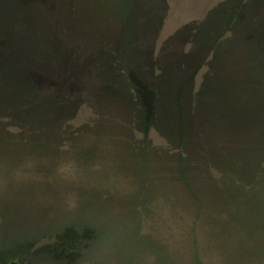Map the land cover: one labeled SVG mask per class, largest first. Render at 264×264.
<instances>
[{"label": "rangeland", "instance_id": "374dc122", "mask_svg": "<svg viewBox=\"0 0 264 264\" xmlns=\"http://www.w3.org/2000/svg\"><path fill=\"white\" fill-rule=\"evenodd\" d=\"M62 1L78 7L86 32L73 51L81 100L73 128L31 129L38 144L23 148L8 135L19 115L9 123L0 111V264H264V149L254 151L264 147V68L245 58L264 54V0H125L134 15H145L138 8L148 3L155 18L132 38L117 0ZM30 27L10 34L4 25L2 44L42 58L47 27L40 34ZM193 52L201 59L192 98L207 69L233 71L231 93L251 117L239 133L253 128L245 147L217 102L190 124L175 94L160 95L157 70L170 73L173 56ZM182 153L189 183L178 170Z\"/></svg>", "mask_w": 264, "mask_h": 264}, {"label": "trees", "instance_id": "16d2710c", "mask_svg": "<svg viewBox=\"0 0 264 264\" xmlns=\"http://www.w3.org/2000/svg\"><path fill=\"white\" fill-rule=\"evenodd\" d=\"M117 1L120 20L125 24V29L126 27L128 28L127 34L131 35V38L139 32L137 25L144 27L155 19H150L151 6H148V3L144 5L145 8H142L143 6L141 5L138 8L140 9L139 13L142 12V9L147 10L145 15H134L131 12L132 4L128 7L125 0ZM88 9L90 10V15L97 12L93 7ZM235 9L234 17L242 13V7H239V5ZM77 11L78 7L76 5L69 6L68 4V6H65L62 0H0V34L5 32L4 25L10 26V34H21L24 25H30L32 29L30 27L29 30L34 34H40L41 26H45L48 33L47 37H45L48 41L46 44L47 49L49 48L48 52L43 54L44 58L42 55V58L37 57L35 59L29 56L27 48L23 52L16 51L14 43L5 46L2 44V38H0V111L6 113V120L9 123L13 122L19 115L17 120H21V124L19 122H17V125L14 124L13 132L8 133V135L13 136L11 140H15L17 145L22 148L23 146L30 147L35 143L38 144V142L34 143L29 140L31 138V129L37 131L50 129L54 131V133L51 132V135H54L62 134L64 129L73 128L72 122L75 119L77 103L79 105L78 101L81 100L78 97L80 93L75 92L76 87H81L79 78L81 58L76 60V54H73L76 47L74 39L79 36H86L85 30L79 27L80 19ZM135 17L136 19H134ZM134 21H137L136 26H134ZM85 25L89 26L90 24L87 22ZM125 29L122 33L125 32ZM254 34L253 30L246 31L245 37L251 39ZM226 41L227 38L222 39V43ZM77 55L81 54L78 53ZM22 56L23 59H21ZM187 57L191 58H186V56L180 54L173 56V60L169 62L170 65L166 64L173 69L170 73L164 72L162 69L157 70V74L161 77V82H163V90L160 95L163 96L168 91L170 94H175L177 112L182 117L184 116L186 118H184L185 121H189L190 124H192V119L193 124H196L195 121L200 122L201 108L206 105L212 106L214 103L211 101H213L217 102L220 108L219 114L223 115L224 124L230 130L236 128L239 133L242 127H248L251 123V117L247 119L243 116L244 114H241L240 107H244L240 105L238 99L231 93L230 84H233V80L229 77V74L233 71L228 67V69L215 70L214 72H209V69H207L205 73L208 79L206 78L204 88V83L201 82L197 93L192 98L189 94V88L191 84L195 83L199 75L200 67L198 64H200L201 58L199 55L196 56V52L187 55ZM206 57L204 64L209 66L212 62V55L210 54ZM245 58L249 59L252 64H258V68H264V54L262 52L250 53L245 55ZM191 61L195 62L196 66L189 69L186 65ZM179 64L187 69L185 70L186 72L183 70V76H181L180 71H177ZM188 70L190 71L189 74L185 75ZM37 71L41 73L42 81H38L35 76ZM261 74H264V71ZM142 82L146 83L143 79ZM133 88L137 91L138 100L143 104L142 96L138 91L139 86ZM187 99L191 101V108L188 110L190 114H188L189 112H187L186 108L188 103H185V101ZM143 109H146L145 106ZM150 113L153 116L152 112ZM189 116H192V118ZM201 128L206 132L209 130L206 122L201 124ZM247 132L245 130L244 133L237 135V138L239 137L238 139L243 141L244 147L247 144L245 140L249 141L252 139L253 128L249 132L251 135ZM260 132L264 135V125ZM41 133L42 135L40 136H43L44 132ZM257 144L254 151H262L264 149L263 145ZM38 151H41V149H38ZM179 161L178 170L180 177L185 183H189L188 175L183 169L185 165L189 164L184 162L183 153L179 157ZM253 172L256 174L257 171L254 170Z\"/></svg>", "mask_w": 264, "mask_h": 264}]
</instances>
